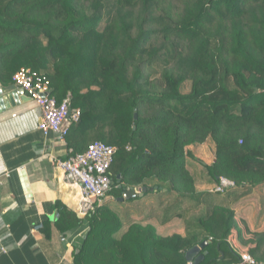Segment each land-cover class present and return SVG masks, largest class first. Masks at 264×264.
I'll list each match as a JSON object with an SVG mask.
<instances>
[{
  "label": "trees",
  "instance_id": "16d2710c",
  "mask_svg": "<svg viewBox=\"0 0 264 264\" xmlns=\"http://www.w3.org/2000/svg\"><path fill=\"white\" fill-rule=\"evenodd\" d=\"M21 68L47 75L51 94L81 110L69 149H118L110 196L168 188L177 198L166 216L177 213L204 196L186 161L199 162L188 148L208 139L210 177L242 192L264 184V0H0V80ZM55 208L61 234L89 227L74 264H187L186 252L205 241L203 264L240 259L229 239L241 231L224 202L189 223L185 237L134 224L117 239L122 222L109 205L84 220ZM251 234L242 242L264 262V231Z\"/></svg>",
  "mask_w": 264,
  "mask_h": 264
},
{
  "label": "crops",
  "instance_id": "0c3cea01",
  "mask_svg": "<svg viewBox=\"0 0 264 264\" xmlns=\"http://www.w3.org/2000/svg\"><path fill=\"white\" fill-rule=\"evenodd\" d=\"M0 91L6 105L4 111L0 108V264H74L73 251L82 246L89 231L88 225L84 224L66 235L54 229L59 218L55 208L57 202L80 220L85 219L77 213L82 198L81 189L68 184L63 172L53 164V160L67 157V142H57L53 135L44 136L39 129V109L12 81L5 83L0 80ZM196 146L200 149L198 154L192 150ZM203 147L205 149L203 144H198L188 148L199 162L190 158L186 161L195 182H198L196 191L200 195H204L201 192L207 188L206 182L202 183L208 176L204 166L212 165L215 161L214 154L209 156L206 151L203 154ZM212 147L215 152L213 141ZM156 183L150 182L151 185ZM143 188L148 187L128 189ZM148 189L151 190L143 196L122 203L116 199L122 197L123 191L117 198L109 195L106 199V204L122 222V228L115 236L117 239H121L134 224L153 226L162 237L175 234L185 237L189 223L195 217L192 215L195 207L207 205L206 211L213 207L206 202L205 195H192L182 202L177 213L166 216L177 194L157 186ZM236 192L217 203L224 202L227 206L230 204H226L228 200H232L236 207L242 235L235 230L230 242L235 246V251L241 253L248 250L242 243L243 239L249 240L251 233L264 231V184L247 192H239L237 197ZM114 202L121 206L114 207ZM39 224H43L44 228L35 231ZM204 252L208 253L206 249Z\"/></svg>",
  "mask_w": 264,
  "mask_h": 264
},
{
  "label": "built area",
  "instance_id": "2783aa9c",
  "mask_svg": "<svg viewBox=\"0 0 264 264\" xmlns=\"http://www.w3.org/2000/svg\"><path fill=\"white\" fill-rule=\"evenodd\" d=\"M12 83L25 92L39 109L41 115L39 129L44 136L53 135L57 142L66 144L68 126L79 123L82 117L81 110L73 108L71 97L58 101L51 94L49 77L30 68L18 70L12 77ZM117 151L114 146L94 142L82 153H74L68 148L66 158L53 160L54 166L63 172L66 182L81 189L82 198L77 212L80 217L93 216L105 204L113 190L112 166ZM236 187L232 180L220 177L212 193L223 195ZM43 228L44 225L39 224L34 230L40 231ZM231 245L235 247L232 243ZM239 256V261L234 264H264L258 262L248 251L239 253Z\"/></svg>",
  "mask_w": 264,
  "mask_h": 264
},
{
  "label": "rangeland",
  "instance_id": "374dc122",
  "mask_svg": "<svg viewBox=\"0 0 264 264\" xmlns=\"http://www.w3.org/2000/svg\"><path fill=\"white\" fill-rule=\"evenodd\" d=\"M160 68L159 67H157L156 68V70H159ZM191 91V84L188 82V83H186L185 84V86H184V93H189ZM203 145L205 146V149H204V147H203V154L205 153V151H206V153H208V155L210 156L211 154H214L215 155V152L213 151V147H212V141L210 140V141H207L205 144L203 143ZM200 146V145H199ZM201 148V147H200ZM192 150H193V152H195V154H198V153H200V149H199V147H192ZM215 157V156H214ZM204 158V157H203ZM199 160V159H198ZM199 170V169H198ZM198 170H197V172H198ZM112 175H113V170H112ZM197 176H200V175H197ZM202 177H204V176H202ZM206 178V180H204V181H202V183H204V182H206V185L207 186H205V187H207L204 191H202L201 193H204V195H205V198H206V202L207 203H211V205L212 206H214V204H218L217 202H218V200H223V199H225V198H228V194L229 193H225V194H223V195H217V194H214V193H212V189L214 188V186L216 185V183H217V180H218V178L217 179H213L212 177H210L209 175L208 176H206L205 177ZM197 183L198 182H195V186L197 185ZM202 185H204V184H202ZM237 191V192H236ZM231 192H236V197L238 196V194L237 193H239V192H242L240 189H236V190H233V191H230V193ZM230 203V204H229ZM226 204H229V205H227V206H229L231 209H233L234 211H235V214H236V217H237V221H238V214L236 213V207H235V205H234V203H233V201L232 200H228V202L226 203ZM113 206L115 207V206H121V205H119V203H116V202H114L113 203ZM203 207V206H202ZM206 207H207V205H204V207L203 208H198V207H195V210L193 211V214L192 215H195V217H194V219L191 221V222H194L195 220H197V218L199 217V216H201V214H205V213H207L209 210H211V208H209L207 211H206ZM204 211V212H203ZM195 213V214H194ZM240 217V216H239ZM240 219H241V217H240ZM248 234V233H247ZM241 235H242V232H241ZM251 235V239L253 238V235L252 234H250ZM232 236V235H231ZM231 236H230V238H231ZM243 240H245V239H243ZM250 240V239H249ZM243 243V242H242ZM244 245V244H243ZM245 246V245H244ZM246 247H248V249H249V247L250 246H246ZM248 251V250H247Z\"/></svg>",
  "mask_w": 264,
  "mask_h": 264
},
{
  "label": "water",
  "instance_id": "95a60500",
  "mask_svg": "<svg viewBox=\"0 0 264 264\" xmlns=\"http://www.w3.org/2000/svg\"><path fill=\"white\" fill-rule=\"evenodd\" d=\"M0 108L2 111H4L6 108L5 100L2 98V91H0ZM135 119H137V115H135ZM155 189L158 190L157 188ZM149 190L151 189L143 188L142 190H138V189L132 190V189L124 188L122 197L117 198L116 200L120 203L124 201H129L139 196H143L144 193L148 192ZM106 203H108V201H106L105 204ZM208 244L209 242L205 241L189 249L185 254L187 264H202L205 261L206 256L208 255L207 252L203 253V251L208 247Z\"/></svg>",
  "mask_w": 264,
  "mask_h": 264
}]
</instances>
